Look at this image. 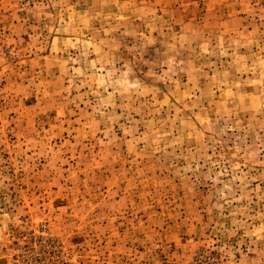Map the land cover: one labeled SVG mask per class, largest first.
<instances>
[{"label": "rangeland", "instance_id": "374dc122", "mask_svg": "<svg viewBox=\"0 0 264 264\" xmlns=\"http://www.w3.org/2000/svg\"><path fill=\"white\" fill-rule=\"evenodd\" d=\"M0 264H264V0H0Z\"/></svg>", "mask_w": 264, "mask_h": 264}]
</instances>
